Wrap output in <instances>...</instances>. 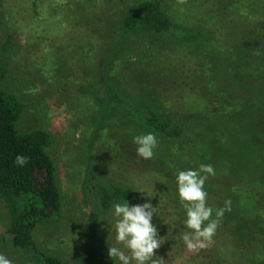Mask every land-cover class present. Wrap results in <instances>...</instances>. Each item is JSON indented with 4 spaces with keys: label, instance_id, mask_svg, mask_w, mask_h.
I'll list each match as a JSON object with an SVG mask.
<instances>
[{
    "label": "rangeland",
    "instance_id": "374dc122",
    "mask_svg": "<svg viewBox=\"0 0 264 264\" xmlns=\"http://www.w3.org/2000/svg\"><path fill=\"white\" fill-rule=\"evenodd\" d=\"M126 1L134 0L117 3ZM162 1L175 24L184 28L202 26L210 35L191 42L162 35H138L131 47L133 54L130 50L122 52L115 62V71L123 84L159 98L161 107L174 120L191 127L193 133L198 131L200 120L188 114H199L209 104L218 105L219 112L225 115L226 110H234L248 123L259 126L264 119V74L257 73L262 86L256 103L248 105L246 89L240 88L246 82V64L251 57L256 59L252 53L264 57V37L246 33L243 0H187L183 5L177 0ZM86 10V0H0V61L7 68L0 85L26 105L17 123L19 130L42 128L55 140L49 153L56 166L65 226L53 222L37 227V245L60 258L62 264H74L72 255L85 240L87 211L97 205L88 189L95 183L86 173L91 167L107 182L134 188L136 196L130 206L149 202L156 207L152 223L164 240L156 250L157 256L163 258L162 264H264L263 184L259 189L260 202L247 220H241L238 235L220 220L207 248L189 252L182 239L189 229L184 226L186 212L179 202L176 176L178 171L210 164L215 175L209 176L205 184L215 188L208 191V205L214 209L215 204L226 201L222 185L227 172L220 171L219 166L225 165L227 159L224 150H219L220 144L207 157L185 152L190 151L188 147L180 150L183 146L178 149L180 153L172 148L162 151L159 142L154 157L146 160L137 155L133 138L149 132L118 117L106 120L95 138L99 109L95 100L80 92L77 85L98 76V54L104 42L97 46L96 37L90 38L86 29L83 33V25L95 14L92 11L89 15ZM9 34L14 41L4 50L3 40ZM200 88L215 89L220 95L213 96L209 103L205 100L196 104L195 90ZM241 105L251 107L252 117L248 109L240 113ZM241 122L245 120L242 118ZM259 128L264 134V127ZM245 137L244 132L234 136L244 144ZM137 189L145 190L151 197ZM113 213L114 206L101 215V245L107 253L110 244L127 251L115 240L117 218ZM227 213L229 210H225ZM256 221L261 227H256L257 223L255 226ZM5 226V212L0 207V235ZM0 254L13 264H20L15 252L1 242ZM112 263L120 264L118 260Z\"/></svg>",
    "mask_w": 264,
    "mask_h": 264
},
{
    "label": "trees",
    "instance_id": "16d2710c",
    "mask_svg": "<svg viewBox=\"0 0 264 264\" xmlns=\"http://www.w3.org/2000/svg\"><path fill=\"white\" fill-rule=\"evenodd\" d=\"M242 4V11L245 12L243 16H246L248 22L246 33L264 37V22L261 23L264 20V0H243ZM86 6L89 15L92 11L95 14L83 25V28L86 27L83 33L86 34V29L90 38L96 37L97 46L104 42V49L102 47V52L98 54V76L92 81L77 85L80 92L95 100L99 109L95 138L106 120L118 117L131 121L141 130L155 134L160 140L159 149L162 151L172 148L179 152V147L183 146L180 150L185 151L188 147L190 151L185 152L209 157L220 144L219 150H224V158L227 159L225 165L219 166L220 171L227 172L222 185L226 189V201L223 202L231 201L229 213L224 212L220 220L238 235L243 219L247 220L249 213L257 208L260 202L259 189L264 185V134L259 128L264 127V119L256 126L248 123L246 118L234 110H226L228 118H225L227 115L219 112L218 105L210 107L209 104V108L200 110L199 114H188V117L200 120L197 122L200 126L196 127L198 131L193 133L191 127L174 120L173 115L161 107L159 98L144 89H129L115 71L118 55L131 51L134 40L140 34L162 35L177 41L191 42L208 38L209 31L202 26L184 28L175 24L162 0H134L122 4H118L117 0H86ZM84 20L83 18L81 23ZM12 41L14 39L11 34L7 35L3 40V49L7 50L5 47ZM129 53L133 54V51ZM248 53L250 55L252 52ZM252 54L256 59L251 57L249 65L246 64L247 78L245 85L240 88L246 89L248 105L259 99L262 85L257 73L259 71L264 74V57L262 54ZM6 75V64L0 61V82ZM195 92L193 101L196 104H203L213 96L220 95L215 89L208 88H200ZM25 106L14 92L0 85V207L6 216V226L1 232L0 242L15 252L20 264H62L60 258L47 254L37 245L34 235L40 225L56 222L65 226L56 166L49 153L55 140L42 128L27 131L18 129L17 123ZM242 106L245 107L241 105V108ZM245 109L249 110L251 107L241 109L240 113L243 114ZM252 115L253 112L249 110V116ZM242 118L245 122H241ZM242 132L246 136L245 144L234 138L235 134ZM240 148L242 149L239 150ZM17 155L29 157L28 163L25 166L17 165ZM94 172L91 167L87 168L86 173L95 179V183H91L88 189L92 190L97 205L87 211L85 240L72 255L74 264H113L99 238L101 215L116 203H125L126 200L132 202L136 196L134 188L107 182ZM211 188L215 186L205 184L207 193ZM223 202L215 204L213 219L216 218L217 209L226 207ZM256 223L257 221L255 226ZM261 225L257 223L256 227Z\"/></svg>",
    "mask_w": 264,
    "mask_h": 264
},
{
    "label": "clouds",
    "instance_id": "9594fccd",
    "mask_svg": "<svg viewBox=\"0 0 264 264\" xmlns=\"http://www.w3.org/2000/svg\"><path fill=\"white\" fill-rule=\"evenodd\" d=\"M177 3L183 5L187 0H177ZM133 142L137 145V155L146 160L154 157L159 143L151 132L135 136ZM28 161L29 157L23 155L15 157V163L19 166H25ZM214 175L215 169L212 165L201 164L198 169L178 171L176 176L179 202L186 212L184 226L189 229L182 239L189 252L196 253L207 248L213 241L220 218L225 210L230 211L229 201L226 202L225 208L216 210V218L213 219V209L208 205L205 182L209 176ZM137 191L148 195L143 189ZM154 213L156 214V207L149 202L130 206L126 200L123 204L114 205L113 215L117 218L115 240L127 251L110 244L108 256L112 260H118L120 264H162L163 258L157 256L156 250L164 240L152 223ZM0 264H13V261L0 254Z\"/></svg>",
    "mask_w": 264,
    "mask_h": 264
}]
</instances>
